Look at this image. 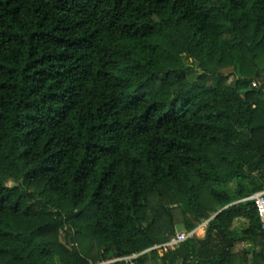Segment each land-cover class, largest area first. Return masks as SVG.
<instances>
[{
    "label": "trees",
    "instance_id": "obj_1",
    "mask_svg": "<svg viewBox=\"0 0 264 264\" xmlns=\"http://www.w3.org/2000/svg\"><path fill=\"white\" fill-rule=\"evenodd\" d=\"M261 190L264 0H0V264H264Z\"/></svg>",
    "mask_w": 264,
    "mask_h": 264
},
{
    "label": "built area",
    "instance_id": "obj_2",
    "mask_svg": "<svg viewBox=\"0 0 264 264\" xmlns=\"http://www.w3.org/2000/svg\"><path fill=\"white\" fill-rule=\"evenodd\" d=\"M246 199L252 200L254 202L257 208V211H258L260 221H261V228L264 230V190L253 193ZM203 227H205V224H203ZM192 234L193 232L185 233L184 231L181 230L177 232L175 236L171 237L166 243L162 244L161 246L172 249L176 247L177 245H179L181 242H183L186 238L190 237ZM129 259L130 257L117 258V259H110L108 261H101L99 263L89 262L88 264H109L117 260L128 261Z\"/></svg>",
    "mask_w": 264,
    "mask_h": 264
},
{
    "label": "rangeland",
    "instance_id": "obj_3",
    "mask_svg": "<svg viewBox=\"0 0 264 264\" xmlns=\"http://www.w3.org/2000/svg\"><path fill=\"white\" fill-rule=\"evenodd\" d=\"M184 57V61L186 63V65L189 67L190 72L187 75V78L190 81H194L196 79V77L201 73L200 68L198 67V62L195 61L193 58L188 57L186 54L183 55ZM230 69H225L223 70L224 74H228L230 73ZM257 84V83H255ZM201 228V231H199V229ZM184 228L182 226H176V233L183 230ZM205 230L203 228V224L198 226L195 230L194 233L197 237L201 238L202 235L204 234ZM166 243V242H165ZM249 247V245L247 246V248ZM250 248V247H249ZM237 250L241 249L240 246H237L236 248ZM56 264H59L57 260H55Z\"/></svg>",
    "mask_w": 264,
    "mask_h": 264
},
{
    "label": "crops",
    "instance_id": "obj_4",
    "mask_svg": "<svg viewBox=\"0 0 264 264\" xmlns=\"http://www.w3.org/2000/svg\"><path fill=\"white\" fill-rule=\"evenodd\" d=\"M244 227H245V221L243 219H237V220L234 221V229L241 230ZM204 230H205V228H204Z\"/></svg>",
    "mask_w": 264,
    "mask_h": 264
}]
</instances>
